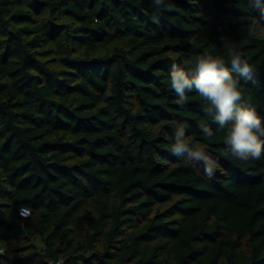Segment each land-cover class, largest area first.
<instances>
[{
  "label": "trees",
  "instance_id": "trees-1",
  "mask_svg": "<svg viewBox=\"0 0 264 264\" xmlns=\"http://www.w3.org/2000/svg\"><path fill=\"white\" fill-rule=\"evenodd\" d=\"M166 3L0 0V261L264 264V157L224 156L226 130L169 80L231 40L264 119V16L255 0ZM182 122L212 177L171 152Z\"/></svg>",
  "mask_w": 264,
  "mask_h": 264
},
{
  "label": "clouds",
  "instance_id": "clouds-1",
  "mask_svg": "<svg viewBox=\"0 0 264 264\" xmlns=\"http://www.w3.org/2000/svg\"><path fill=\"white\" fill-rule=\"evenodd\" d=\"M155 7H163L171 11L173 6L166 0H152ZM255 6L264 16V3L255 0ZM248 35H254L249 28ZM224 55H213L209 51L197 54L189 70L173 63L170 67V87L174 91L178 105L188 101V93L195 91L204 102V112L212 116L217 124V131L226 130L223 143L226 149L224 156H232L241 161L260 160L264 157V119L241 91L240 79L251 80L255 73L254 67L245 58L237 44L222 38ZM233 73L237 75L234 76ZM187 122L179 123L174 131V143L171 152L176 156H187L192 160L205 164L208 177L214 175L217 163L209 157L203 147H192L186 140ZM201 132L206 140L214 138V131L202 124ZM23 215L29 210L22 208Z\"/></svg>",
  "mask_w": 264,
  "mask_h": 264
},
{
  "label": "built area",
  "instance_id": "built-area-1",
  "mask_svg": "<svg viewBox=\"0 0 264 264\" xmlns=\"http://www.w3.org/2000/svg\"><path fill=\"white\" fill-rule=\"evenodd\" d=\"M0 264H10V263L8 261L2 259L0 261ZM49 264H62V262L61 261H59V262L51 261Z\"/></svg>",
  "mask_w": 264,
  "mask_h": 264
}]
</instances>
